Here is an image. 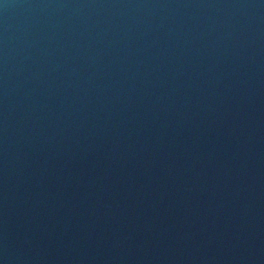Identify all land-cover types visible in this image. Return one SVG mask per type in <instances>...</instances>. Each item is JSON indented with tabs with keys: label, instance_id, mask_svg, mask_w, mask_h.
I'll return each instance as SVG.
<instances>
[{
	"label": "water",
	"instance_id": "95a60500",
	"mask_svg": "<svg viewBox=\"0 0 264 264\" xmlns=\"http://www.w3.org/2000/svg\"><path fill=\"white\" fill-rule=\"evenodd\" d=\"M0 264H264V0H0Z\"/></svg>",
	"mask_w": 264,
	"mask_h": 264
}]
</instances>
